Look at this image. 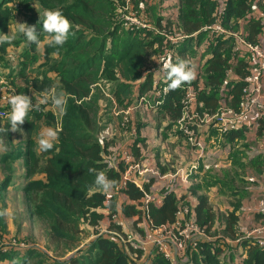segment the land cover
<instances>
[{
  "label": "trees",
  "instance_id": "1",
  "mask_svg": "<svg viewBox=\"0 0 264 264\" xmlns=\"http://www.w3.org/2000/svg\"><path fill=\"white\" fill-rule=\"evenodd\" d=\"M125 2L0 0V33L7 34L12 24L24 22L35 26L41 41V46L37 47L16 33L17 38L11 45L0 44V63L10 70L8 76L15 73L36 93L52 91L64 93L67 98L66 111L61 112L59 119V129L62 130L53 149L47 152L36 150L34 133L41 126H51L55 120L51 113H38L34 107L21 125L26 137L25 151L20 153L13 149L6 152L2 160L3 169L7 174L12 173L14 161L24 157L26 183L22 188L23 199L29 214L46 226L50 241L65 243L66 251L74 249L80 241L82 230L79 226L82 223L93 235L89 243L77 250L78 254L60 261L37 248H28L30 243L16 236L7 237L0 228V239L10 243L0 253V263L14 264L15 258L20 257L18 264H169L159 254L149 255V252L143 253L128 243L119 242L113 232L120 233V228L110 217L117 214L123 220L132 219L133 229L146 215L154 226L171 225L180 207L190 206L185 202L187 195L163 191L161 203L158 206L149 204L148 212H145L144 193L128 182L121 192L132 204H122L117 211L115 198L100 192L95 185V173L89 172V168H95L104 171L109 179L119 180L120 173L110 168L107 161L121 152L116 148L107 150L106 140L98 137L102 129L98 107L110 98H106L104 91L114 96L120 105L136 106L139 97L151 96L152 91L162 86L168 88L170 81L162 68V58L171 53L175 63L177 58L181 59L179 53L192 49L189 52L194 54L193 57L198 56V52L200 56L209 54L201 65L196 66V78L183 84L196 91L195 110L213 113L220 106L237 108L243 78L248 73V55L236 48L231 36L209 35L202 28L218 20L222 27L238 33L244 40L257 43L263 32L262 16L252 14L254 0H180L178 14L174 18L178 20L176 23L171 16L166 19L156 17L146 6L142 7L139 0H130L131 9L151 27L132 31L122 27L118 18L117 8ZM45 9L60 10L72 24L69 37L62 46L47 43L48 34L42 25ZM239 25L245 26L244 31ZM164 33L182 39L169 42ZM193 36L192 45L187 46L188 49L183 47L184 42ZM22 43L24 45L20 49ZM149 49L156 51L153 54L156 65L161 68L159 77L154 69L146 66ZM139 80L142 83L137 85L134 93L131 84ZM182 96L180 88L167 90L163 103L157 107L170 112L173 127L181 115ZM33 101L35 106L43 108L46 105L37 98ZM0 107L8 111L11 108L3 102ZM263 121L260 119L258 123ZM9 127V119L0 118V134L6 145L16 139L14 132H4ZM130 132L137 135L135 127ZM195 132L200 139L202 131L197 129ZM138 141L133 139L131 145L135 147ZM115 163L121 164L117 160ZM38 174H42L45 180L32 179ZM9 182L6 175L2 187ZM189 210L196 224L207 234L221 237L189 248L186 264H222V258L229 252L225 245L226 249L219 247L224 236L241 238L245 251L239 264H264V252L252 241L242 239L244 231L236 232L233 212L226 215L224 223L214 216L204 196L199 197L196 206H190ZM229 254L232 255V250Z\"/></svg>",
  "mask_w": 264,
  "mask_h": 264
},
{
  "label": "crops",
  "instance_id": "2",
  "mask_svg": "<svg viewBox=\"0 0 264 264\" xmlns=\"http://www.w3.org/2000/svg\"><path fill=\"white\" fill-rule=\"evenodd\" d=\"M139 1L143 3L142 7L146 6L152 11L150 14L154 13V16L164 19L171 16L170 18H173L174 22L178 23V20L174 18L178 14L180 0ZM260 2L264 4V1L254 0L252 14L262 16L263 32L258 37L257 43L260 45L264 54V5L262 6ZM149 28H151L150 25ZM239 28L244 31L245 26L239 25ZM9 32L16 33L13 24L10 26ZM193 40L194 36L186 40L183 47L185 46L187 48V46H191ZM23 43L25 44V42ZM23 43L21 44L22 46L24 45ZM191 50L188 49V51L181 52L179 55L181 59L188 60L194 68H197L196 66L201 65L209 54L202 53L200 56L198 52V56L193 57L194 54H190L189 52ZM153 53L156 54V51L149 49L148 60L151 63L150 69H154L153 72H157L156 76L159 77L161 75V68L156 65L157 60ZM9 71L7 66L4 67L0 63V79L5 81L6 84L12 82L14 85L12 86L10 84L8 87L5 85V90L0 93V103L8 101V98L13 94H25L32 97V103L35 106L33 99H42L45 96H51L53 94L52 91L36 93L30 89L29 85L23 82L22 78L15 75V73L8 76ZM141 83V80L132 82L131 89L134 93L137 85ZM261 83V102L264 104V76L262 77ZM110 98L107 101L109 100V106L112 107L110 109L111 112L105 115L99 109L97 113L99 124H101V120L104 117H107L105 123L101 124L102 129L98 137L106 140L107 150L116 148L121 153H127L131 156L129 162H121L118 165L114 161L108 165L120 173L118 184L122 174L130 170L129 164L137 163L140 165V169L131 171V182L138 188H141L142 191L153 194L156 199L154 202L155 206L161 203L163 191H171L176 194H186L185 202H188L191 207H195L198 203V198L204 196L214 216L216 215L222 219L224 223L226 215L233 212L236 217V232H245L263 221L264 121L253 123L243 129L232 131L223 136H220L212 127L204 128L200 136L203 148L200 150L190 146L186 142L182 132L178 130L176 122V126H172L169 111L157 108H141L139 111H130L126 115L127 122L123 126L125 110L132 105H120L116 102L114 96ZM133 101H136V98ZM45 104V107H40L42 109L41 112H44V114L51 113L55 121L51 126H41L34 133L33 138L35 139L36 137V150L39 149L37 141L46 128L59 129L56 121H59L61 112L51 103V100ZM102 106H104V103H101L99 107ZM10 111L11 108L8 111L7 118L9 117ZM129 119L130 124H128ZM134 127L137 132L136 136L130 132ZM21 128V125H18V130L14 132L16 139L12 140L8 145L4 143L0 134V213H5L6 210L5 214L0 215V228L7 237L16 236L19 240L30 243L31 245L29 244L28 248H37L49 256L46 250L38 246L37 239L30 233L29 225L40 221L29 214L23 199L24 193L22 192V188L26 183L24 157L20 156L14 161L12 173L7 174L3 169L4 164L2 160L6 152L13 149L20 151V153L25 151L26 137ZM136 138L139 141L133 147L131 143ZM193 166L194 168H192ZM148 169L157 170L159 174L157 177L151 178L149 183L145 180L149 177V174L146 173ZM6 175L10 178V182L6 187H2V182ZM32 179L45 180L42 174L34 175ZM100 192L103 191L100 190ZM105 194L107 195L106 197H115V209L117 211H120L122 204H132V201H129L117 187L110 193ZM124 223L126 226L125 231H130L132 229V219H126ZM219 237L221 236H217L216 238ZM92 238L93 235H90L84 241V244L81 245L84 246L86 241H90ZM221 239L224 240L222 245L219 244V247L224 248L223 245H225L229 249V252L232 250L231 256L228 252L222 258V264H239L245 251L242 240H240L241 238L230 239L224 236ZM19 259L20 257H16L14 264H18Z\"/></svg>",
  "mask_w": 264,
  "mask_h": 264
},
{
  "label": "built area",
  "instance_id": "3",
  "mask_svg": "<svg viewBox=\"0 0 264 264\" xmlns=\"http://www.w3.org/2000/svg\"><path fill=\"white\" fill-rule=\"evenodd\" d=\"M130 0L117 8L118 18L124 28L129 30H140L149 28L148 23L142 19L134 10L131 9L129 4ZM221 11L218 12L220 15ZM203 31L209 35H227L233 38L237 48L242 49L248 56L249 65L247 68V75L243 78V86L240 93L239 102L237 108L229 106H220L213 113H199L195 110L194 105L196 101V91L189 85H182L180 89L183 91V96L180 101L181 115L176 121L178 130L182 132L186 139V142L198 149H202L203 145L201 139H198L195 130H203L209 127L214 128L220 136L226 135L232 131L243 129L248 125L257 123L260 119H264V104L262 99V77L264 76V54L258 43H250L243 39L238 33L229 31L222 27L218 20L204 26ZM164 37L169 41L175 43L176 40H181L182 37L164 33ZM230 71L227 72L229 74ZM3 80L0 79V93L5 90V85H2ZM166 86L156 88L151 92V96H141L138 98L136 106H129L125 110V117L122 125L127 122L126 115L130 111L139 108H157L160 106L167 93ZM106 97H111L105 92ZM14 95V94H13ZM52 95V94H51ZM41 100V99H39ZM8 106V101L5 102ZM38 112H41V108L36 107ZM8 116V111L0 107V118L5 119ZM57 127L59 128L60 122L58 121ZM129 162L131 160L130 154L120 153L119 156H112L107 165L112 164L114 161ZM130 170L125 171L117 189H123L128 182H131V171L134 169H140V165L137 163L129 164ZM194 168V166L192 167ZM149 174L145 180L147 183L150 179L157 177V170H146ZM133 183V182H132ZM141 191L142 189L139 188ZM144 210L148 212V205L154 204L155 198L150 192H144ZM111 220L116 226L120 228V233L113 232L115 238L121 243H128L133 249H139L143 253L149 252V255L159 254L169 264H186L188 261L186 255L189 248L198 247V245L204 241L211 242L216 239L214 236L207 234L203 228L198 226L195 219L190 213L189 207L183 205L176 213V220L171 225L154 226L148 217L142 219V221L136 223L134 229L126 232V226L124 220L118 218L117 214L111 215ZM245 240L252 241L260 250L264 252V219L256 226L246 230L243 238ZM10 243L4 239H0V253L5 251L6 245ZM12 244H15L12 240Z\"/></svg>",
  "mask_w": 264,
  "mask_h": 264
},
{
  "label": "clouds",
  "instance_id": "4",
  "mask_svg": "<svg viewBox=\"0 0 264 264\" xmlns=\"http://www.w3.org/2000/svg\"><path fill=\"white\" fill-rule=\"evenodd\" d=\"M43 15V31L48 34L47 43L50 46H62L68 39L72 24L70 20L60 10L45 9ZM16 33L22 34L28 43L41 46V41L35 30V26L26 23L15 22ZM16 33L2 34L0 33V44L11 45L17 38ZM162 68L166 72L167 80L170 81L166 90H176L185 83H190L196 78V71L191 66L188 60L177 58L173 62L171 53L162 58ZM51 103L60 111L65 112L67 106V98L64 93H53L51 96H45L40 100V103ZM8 104L11 107L9 113L10 127L8 130L16 132L18 125L24 124L28 114L33 110L32 97L25 94H14L8 98ZM62 129L46 128L42 133L37 143L41 152H47L53 149L54 142L59 138V131ZM90 173H95V185L105 193H110L116 187L118 182L109 179L104 171H97L95 168H89ZM6 213V210H5ZM0 213V215L5 214Z\"/></svg>",
  "mask_w": 264,
  "mask_h": 264
},
{
  "label": "rangeland",
  "instance_id": "5",
  "mask_svg": "<svg viewBox=\"0 0 264 264\" xmlns=\"http://www.w3.org/2000/svg\"><path fill=\"white\" fill-rule=\"evenodd\" d=\"M17 8H19L17 6ZM15 25V24H14ZM123 27V26H122ZM20 48L22 47L19 46ZM146 66H151V63L149 62L148 58H147V62H146ZM12 86H14L12 84V82H9ZM10 84H6L5 81H3L2 85H6L7 87ZM14 88V87H13ZM16 92V91H15ZM95 92V91H94ZM107 98V97H106ZM109 99V98H107ZM109 101V100H108ZM108 101H104V106L102 107H98V110H102V113L107 115L110 111V109L112 108L111 106H109ZM37 111V110H36ZM139 111V110H138ZM38 112V111H37ZM107 119V117H104L101 120V124L105 123V120ZM124 119V118H123ZM100 124V125H101ZM115 198V197H114ZM80 229L82 230V233L80 234V241L77 244V247H75L74 249H70V251H66L67 246L65 245V243H57V242H52L50 241V239L48 238V232H47V228L44 224L40 223V222H36L34 224H30L29 225V229H30V233L33 235V237L35 239H37L38 241V246L40 248H43L44 250H46L47 254L50 257H54L56 260H60L63 261L64 259H68L69 257L73 256L74 254H78L77 250L80 249L82 247L81 244H84V241L90 237L91 235V230L88 229V227L86 226V224L82 223L80 224ZM102 229H99V231H101ZM94 232L97 233L98 230L94 228ZM101 233V232H100ZM99 233V234H100ZM90 241H86L85 244L89 243ZM81 245V246H80ZM44 252V251H43Z\"/></svg>",
  "mask_w": 264,
  "mask_h": 264
}]
</instances>
